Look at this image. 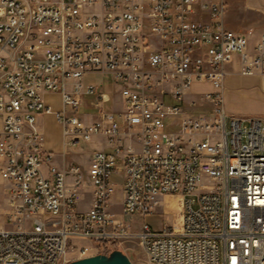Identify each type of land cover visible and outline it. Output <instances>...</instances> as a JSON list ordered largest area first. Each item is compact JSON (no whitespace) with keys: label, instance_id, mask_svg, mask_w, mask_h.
<instances>
[{"label":"built area","instance_id":"1","mask_svg":"<svg viewBox=\"0 0 264 264\" xmlns=\"http://www.w3.org/2000/svg\"><path fill=\"white\" fill-rule=\"evenodd\" d=\"M225 9L224 0H0V264H67L70 253L108 255L101 246L122 251L130 239L149 264H264V119L222 106L235 57L241 76L264 78V37L249 49L223 26ZM98 75L112 78L120 109L105 110ZM205 84L212 91L195 90ZM45 93L60 96L66 148L104 138L85 173L58 168L45 148ZM86 97L94 114L79 113ZM80 192L91 196L86 211ZM174 201L178 223L158 232H131L122 219Z\"/></svg>","mask_w":264,"mask_h":264},{"label":"crops","instance_id":"2","mask_svg":"<svg viewBox=\"0 0 264 264\" xmlns=\"http://www.w3.org/2000/svg\"><path fill=\"white\" fill-rule=\"evenodd\" d=\"M225 1V14L222 18L223 26L231 30L233 32H237L246 36L248 40V47L251 49L258 41L260 37H264V0H224ZM225 80L222 88V106L224 111L227 114L234 115L235 111V103L231 99V96L241 94V88H251L255 85L264 86V78L259 76H251L244 77L239 74V64L238 58L235 57L231 64L225 66ZM89 82V77L87 78ZM102 86L101 83H99ZM207 92L212 91V88L208 85ZM101 88V92L103 90ZM103 93V92H102ZM106 95V93H103ZM111 96H113L111 98ZM109 98V102L112 104V108L114 111V106H116L120 99L118 96V92L115 89V92H112L111 95H106ZM44 101L50 105L52 109V113L50 114H41L38 117V126L42 132V123L44 119H51L53 121V126L55 129V133L57 134V144H51L47 141L46 137H44V146L47 150H50L53 153L60 154L62 156V160L59 162H55L54 164L60 169H67L70 165H78L84 166L86 169L90 163L91 155L94 151L98 150H106L107 146L104 142V146L102 148L100 146H96L93 149L89 148V151L83 152L80 155L77 147L74 148H66L63 144L60 127L56 121L54 113L58 112L62 108L60 96L57 93H45L43 95ZM93 101V98H92ZM84 106L82 109L89 110L88 112L92 114L90 111V102H86L84 99ZM104 104L105 105L107 104ZM119 105V104H118ZM84 112V113H88ZM88 113V114H89ZM94 114V111H93ZM235 116V115H234ZM94 139V138H93ZM92 141V140H91ZM80 167V168H81ZM89 195V194H88ZM91 201V196H90ZM90 201L88 198L87 204L80 208L78 204V209L80 211H86L90 206Z\"/></svg>","mask_w":264,"mask_h":264},{"label":"rangeland","instance_id":"3","mask_svg":"<svg viewBox=\"0 0 264 264\" xmlns=\"http://www.w3.org/2000/svg\"><path fill=\"white\" fill-rule=\"evenodd\" d=\"M95 81L98 84L101 83L102 86H104L102 92L106 93V95H111L112 92H115V86L112 82V78L109 75H98L96 76ZM195 90L206 91L208 90V87L197 86ZM240 91L241 94L231 96V99L235 103L234 115L241 118L258 117L264 119V86L258 84L252 86L251 88L243 87ZM112 97L113 96H111V98ZM85 101H92V97H86ZM104 108L107 111L113 110L111 102L107 103ZM90 109V111L93 113V108L91 107ZM114 109H120V106L117 104L114 106ZM206 109L207 108L205 107H198V110L200 111H204ZM88 111L89 110L80 108L79 113L81 114ZM42 134L52 145L57 144L58 138L57 134L55 133L53 121L51 119H44L42 123ZM97 145L102 148V146H104V138L95 137L92 139V141L78 145L77 149L79 150V153L77 155L87 152L89 151V148L93 149ZM61 160L62 156L60 154L54 153L53 162H59ZM81 170L83 173L86 172V168L84 166L81 167ZM111 180L117 186L114 188V193L111 196L110 211L120 215L122 200V190L120 188V184L122 182V175L119 174L117 176H112ZM79 196V207L82 208L87 204L88 198L90 201V195L86 194L85 192H80ZM122 219L129 224L131 232H136L143 224L148 225L154 232H158L164 225L174 226L178 223L179 211L177 209V201H174V205H171L168 208L159 207L152 214H148L146 216H140L138 214H133L130 216L122 215ZM69 243L73 244L74 242L70 241ZM122 252L127 255L132 264H149L143 248L134 239H130L125 242ZM71 258L72 254L70 253L67 257V259H69L68 263L73 261Z\"/></svg>","mask_w":264,"mask_h":264},{"label":"water","instance_id":"4","mask_svg":"<svg viewBox=\"0 0 264 264\" xmlns=\"http://www.w3.org/2000/svg\"><path fill=\"white\" fill-rule=\"evenodd\" d=\"M68 264H132L130 259L120 250H113L108 255L97 254L95 256L73 260Z\"/></svg>","mask_w":264,"mask_h":264},{"label":"bare ground","instance_id":"5","mask_svg":"<svg viewBox=\"0 0 264 264\" xmlns=\"http://www.w3.org/2000/svg\"><path fill=\"white\" fill-rule=\"evenodd\" d=\"M25 190H34V183H25ZM118 250V246H101V253H111Z\"/></svg>","mask_w":264,"mask_h":264}]
</instances>
